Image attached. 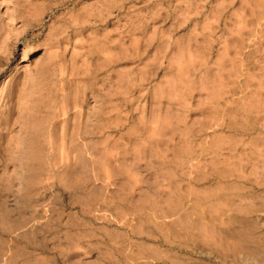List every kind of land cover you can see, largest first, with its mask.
I'll list each match as a JSON object with an SVG mask.
<instances>
[{
    "label": "rangeland",
    "instance_id": "1",
    "mask_svg": "<svg viewBox=\"0 0 264 264\" xmlns=\"http://www.w3.org/2000/svg\"><path fill=\"white\" fill-rule=\"evenodd\" d=\"M0 264H264V0H0Z\"/></svg>",
    "mask_w": 264,
    "mask_h": 264
}]
</instances>
